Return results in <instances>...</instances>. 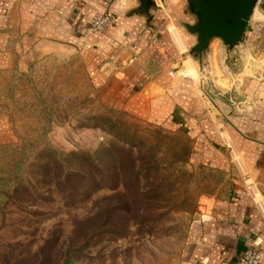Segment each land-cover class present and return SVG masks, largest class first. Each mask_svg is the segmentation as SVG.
<instances>
[{"label":"rangeland","instance_id":"1","mask_svg":"<svg viewBox=\"0 0 264 264\" xmlns=\"http://www.w3.org/2000/svg\"><path fill=\"white\" fill-rule=\"evenodd\" d=\"M176 3L164 27L178 32L195 65L198 75L186 80L211 111L229 168L244 174L226 116L264 77V0L234 54L214 39L200 64L190 54L196 36L183 26L194 17L185 0ZM171 40L175 74L186 58ZM49 47L0 77V264H182L187 227L223 176L198 163L182 130L103 104L72 47Z\"/></svg>","mask_w":264,"mask_h":264},{"label":"crops","instance_id":"2","mask_svg":"<svg viewBox=\"0 0 264 264\" xmlns=\"http://www.w3.org/2000/svg\"><path fill=\"white\" fill-rule=\"evenodd\" d=\"M137 7L135 0H0V77L22 70L29 56L49 45L72 47L84 58L103 104L182 130L194 141L198 163L223 176L204 212L187 227L182 264H235L251 246L264 264V77L249 82L244 100L233 103L234 112L226 116L260 208L239 168H229L211 111L186 80V74L195 78L198 73L178 32L172 28L168 34L164 27L167 21L162 19L177 12L176 0H165L162 11L151 12L152 18L136 15ZM96 12L112 17L102 33L88 31ZM152 35L156 41L149 43ZM169 35L186 58L173 81L167 75L178 56ZM215 109L218 115L228 113L217 101Z\"/></svg>","mask_w":264,"mask_h":264},{"label":"water","instance_id":"3","mask_svg":"<svg viewBox=\"0 0 264 264\" xmlns=\"http://www.w3.org/2000/svg\"><path fill=\"white\" fill-rule=\"evenodd\" d=\"M136 15H149L155 8V0H135ZM161 3L164 0H159ZM192 23L183 26L187 32L196 36V44L190 49L193 58L202 63L208 55L210 43L219 39L224 47V53L232 56L235 48L245 39L246 29L258 0H185ZM175 67H171L168 79L172 81Z\"/></svg>","mask_w":264,"mask_h":264},{"label":"built area","instance_id":"4","mask_svg":"<svg viewBox=\"0 0 264 264\" xmlns=\"http://www.w3.org/2000/svg\"><path fill=\"white\" fill-rule=\"evenodd\" d=\"M112 23V19L110 15L105 14H96L93 16L91 20V26L89 31L90 32H103L109 28ZM150 41L153 43L155 42V36L150 38ZM243 175V180L245 185L247 186V190L251 195L253 202L261 208V199L260 196L252 182L249 181L245 174ZM264 222V216H263ZM260 263V256L259 251L257 250L256 246H251L238 259L235 264H259Z\"/></svg>","mask_w":264,"mask_h":264},{"label":"trees","instance_id":"5","mask_svg":"<svg viewBox=\"0 0 264 264\" xmlns=\"http://www.w3.org/2000/svg\"><path fill=\"white\" fill-rule=\"evenodd\" d=\"M131 164H132V168H133V170H131L132 175L136 176V175H137L136 173L133 174L134 166H135V160H132V161H131Z\"/></svg>","mask_w":264,"mask_h":264}]
</instances>
